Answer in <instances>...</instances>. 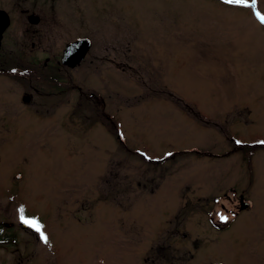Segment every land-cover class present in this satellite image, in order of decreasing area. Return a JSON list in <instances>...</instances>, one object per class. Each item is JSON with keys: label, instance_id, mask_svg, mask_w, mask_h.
I'll use <instances>...</instances> for the list:
<instances>
[{"label": "rangeland", "instance_id": "1", "mask_svg": "<svg viewBox=\"0 0 264 264\" xmlns=\"http://www.w3.org/2000/svg\"><path fill=\"white\" fill-rule=\"evenodd\" d=\"M0 10V264H264V0Z\"/></svg>", "mask_w": 264, "mask_h": 264}, {"label": "water", "instance_id": "2", "mask_svg": "<svg viewBox=\"0 0 264 264\" xmlns=\"http://www.w3.org/2000/svg\"><path fill=\"white\" fill-rule=\"evenodd\" d=\"M28 22L31 24L36 23L38 21V17L30 14L27 16ZM9 24V16L3 10H0V39L2 37V33L7 28ZM90 47V41L87 38L77 39L73 42H70L65 45L62 50V54L60 57V63L65 65L66 67H74L77 63L81 61L86 52ZM26 100V97H24ZM247 206V202L243 201L241 198L239 199V208L243 209Z\"/></svg>", "mask_w": 264, "mask_h": 264}, {"label": "snow or ice", "instance_id": "3", "mask_svg": "<svg viewBox=\"0 0 264 264\" xmlns=\"http://www.w3.org/2000/svg\"><path fill=\"white\" fill-rule=\"evenodd\" d=\"M227 3L230 4H245L248 5L249 3L255 5L257 3V0H226ZM257 17L264 22V15L260 14L259 12L256 13ZM222 219H227V217H222ZM21 220L23 223L30 225L31 227H33L34 229H36V231H40V225L38 222H36L35 220H31L28 218H25L23 215L21 216ZM41 239H43L45 242H47V237L41 233Z\"/></svg>", "mask_w": 264, "mask_h": 264}, {"label": "trees", "instance_id": "4", "mask_svg": "<svg viewBox=\"0 0 264 264\" xmlns=\"http://www.w3.org/2000/svg\"><path fill=\"white\" fill-rule=\"evenodd\" d=\"M251 149H253V148H251ZM13 240H14V235L13 234H8L6 230H5V233H0V243L1 244L4 243V242H6V243H12Z\"/></svg>", "mask_w": 264, "mask_h": 264}, {"label": "flooded vegetation", "instance_id": "5", "mask_svg": "<svg viewBox=\"0 0 264 264\" xmlns=\"http://www.w3.org/2000/svg\"><path fill=\"white\" fill-rule=\"evenodd\" d=\"M1 38H2V37H1ZM83 38H84V37H83ZM0 41H1V39H0ZM65 45H66V44H65ZM90 45H91V43H90ZM89 48H90V47H89ZM88 51H89V49H88ZM88 51H87V52H88ZM87 52H86V54H87ZM61 53H62V52H61ZM86 54H85V55H86ZM85 55H84V57H85ZM60 57H61V56H60ZM60 57H59V59H60ZM84 57L81 59V61L84 59ZM58 61H59L58 64H61V63H60V60H58ZM81 61H80V62H81ZM80 62H79V63H80ZM56 63H57V62H56ZM79 63H77V64H79ZM0 65H1V64H0ZM61 65H62V64H61ZM63 66H64V65H63ZM64 67H65V68H68V67H66V66H64ZM240 197H241V196H238V197H237V201H239V198H240ZM241 198H242V197H241ZM232 211H233V209H228V213H229V214H230ZM237 212H238V209H237V211H236L235 213L232 214V216H234L235 214H237Z\"/></svg>", "mask_w": 264, "mask_h": 264}]
</instances>
